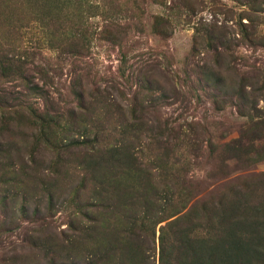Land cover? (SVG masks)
Returning <instances> with one entry per match:
<instances>
[{"label":"rangeland","instance_id":"rangeland-1","mask_svg":"<svg viewBox=\"0 0 264 264\" xmlns=\"http://www.w3.org/2000/svg\"><path fill=\"white\" fill-rule=\"evenodd\" d=\"M80 2L83 8L90 6L89 13L75 10L79 5L66 1L58 21H64L68 38V28L74 31L83 54L66 53L57 41L50 45L42 32L41 8L24 5L28 17L21 24L26 25L11 46L21 51L25 77L19 71L6 76L0 73V90L9 94L8 105H0V128L2 119L9 120V128L0 136V264H50V260L60 264L62 252L43 243L44 238L50 232L60 235L74 216L76 201L89 198L95 204L97 200L89 189H81L71 205L58 203L69 177L64 172L71 173L69 180L75 182L74 186L88 170L87 163L91 169L96 167L92 171L95 177L91 175L90 180H109L113 174L104 160L86 158L87 148L80 151L69 145L58 157L57 147L44 139L49 138L45 130L34 131V137L27 131L22 141V134L16 130L17 118L22 119L19 116L25 113L21 109L44 111L45 120L54 116L59 129L51 141L59 145L64 141L77 143L86 133L88 137L99 132L109 135V142L122 132L129 138L139 127L147 133V126L156 125L152 119L158 116L169 126L180 125L179 138L171 141L174 150L164 167L166 177L161 180H196L205 185L221 175L213 184L218 186L211 192L213 196L229 193L240 183L263 182L264 186V159L238 171L237 161L229 159L225 165L221 160L227 156L221 147L224 142L241 136L246 143V139L264 136V127L257 124L264 119V102L256 100L254 110L241 99L235 102L220 93L228 87L235 90L241 83L249 84L248 89L250 84L264 83V0ZM44 11L53 13L52 8ZM72 11L71 17L65 16ZM81 25H88L92 34L79 37L76 30L82 29ZM53 26L48 29L52 31ZM211 28L224 32L214 43L206 36ZM59 40L64 47L68 45L65 35ZM32 48L36 51L30 55ZM40 69L43 73H38ZM144 116L150 124L142 125ZM11 131L13 137L9 139ZM147 142L146 135L132 141L135 155L148 158ZM214 149L219 150L212 166L207 160ZM177 170L180 175L174 178ZM159 171L151 169L155 174ZM52 189L55 203L46 208ZM261 198L264 201V195ZM36 203L40 209L35 215ZM158 235L159 227L156 248Z\"/></svg>","mask_w":264,"mask_h":264},{"label":"trees","instance_id":"trees-1","mask_svg":"<svg viewBox=\"0 0 264 264\" xmlns=\"http://www.w3.org/2000/svg\"><path fill=\"white\" fill-rule=\"evenodd\" d=\"M66 1L79 5L75 10L89 13L90 6L86 5L88 7L83 8L81 0H0V73L2 72V75L19 71L25 77V69H23L25 62L19 55L21 51H16V48L11 46L26 25L21 24L28 17L24 14V5L32 4L41 8L44 16L42 32L44 37L50 40V45H56L55 41H57L64 52L74 55L83 54L79 41L73 37L74 31L71 33V28H68L71 34L68 38L65 32L67 28L63 26L64 21L62 19L58 21L59 17H62L59 15L64 7L62 4ZM46 8H52V15L46 14L44 11ZM73 14L72 11L65 16ZM39 16L42 19L41 15ZM45 20L49 23L44 22ZM53 23L51 31L48 28ZM242 25L246 26L243 23ZM76 31L79 37L89 36L93 32L88 25H83L82 29L78 27ZM223 34V31L217 32L211 28L207 30L206 36L214 43L219 41ZM246 34L248 37V32ZM61 35H65V40L68 42L66 47L63 46V41L59 40ZM69 47L70 51H68ZM34 51L36 49L32 48L30 55ZM39 72L43 73L42 69ZM243 78V81L247 80V77ZM259 79L257 78V81ZM32 85L42 93L41 88L36 84ZM247 85L249 84L241 83L235 90L230 88L231 91L228 87L220 93L235 102L241 99L246 106L249 104V107L257 110L254 105L256 100L260 99L264 102V83L256 86L250 84V89ZM250 96L253 102L249 100ZM8 100L9 94L4 95L0 90V105H5L4 103L8 105ZM32 109L33 107L28 111L21 109L20 111L25 113L19 116L22 119L17 118L16 130L17 133L22 134V141H25L27 131L34 137L32 134L34 131L45 130L49 138L44 137V139L47 141L50 139L52 146L57 147L58 157L63 148L64 153L67 151L69 145L79 147L80 151L87 148L86 158H92V161L99 158V162L104 160L111 166L109 171L113 173L109 175V180H90L89 177L94 176L92 171L96 167L93 165L94 168L91 169L90 163H87L88 170L82 173L80 180H77V186H74L75 182L69 180L71 173L68 170L67 173L63 167L64 176L66 174L69 177L63 185L64 196L58 197V203L71 205L76 199V192L81 189H89V192L97 196V200L95 204L94 199L89 198L76 201L74 216L61 230L60 235L56 236L50 232L44 238L43 243L62 252L58 261L60 264H264V201L261 200L263 199L261 196L264 195L263 182L255 185L240 183L233 186L229 193L222 192L223 194L213 196L211 192H215L218 187L213 184L222 178L221 175L219 179L205 185L196 180H161L166 177L167 171H164V167L172 157L174 149L171 141L179 138L180 125L169 126L157 116L152 119L156 125L147 126V133L139 130L141 129L139 127L129 138L126 132H122L114 142H109V135L100 132L93 136L89 135L90 137L86 133L85 136L81 134L82 139L77 143L64 141L59 145L51 141L56 129H59V122L54 116H48L49 118L45 120L44 111L37 112ZM6 113L15 114L14 111ZM72 113L77 114L75 111ZM8 121L1 120L4 123L0 128L1 137L6 133L4 130L9 128ZM141 122L142 125L150 124L147 116H144ZM257 124L264 127V119ZM154 128L157 130L153 131ZM145 135L148 137L146 145L150 153L148 158L135 155L132 151L134 148L132 141H140ZM12 137L11 131L7 138ZM263 139L264 136L259 135L246 139L245 143L241 136L234 137L222 144L221 147L224 148L227 156L222 157L221 160L225 165L229 159L240 163L236 168L237 171L247 169L264 159ZM218 150L214 149L209 153L207 162H211L212 166ZM72 163L73 161L71 166ZM152 167H155L156 171L160 170L159 173H152ZM73 175L75 177V173ZM179 175L177 170L173 176L175 178ZM119 177L124 178L113 180ZM141 177L145 180L140 179ZM153 177H160V180H152ZM103 192L105 194L102 195ZM46 203V208L54 205L53 189L48 191ZM39 209L40 204L36 203L35 215ZM162 220H165L164 224H160ZM157 227H159V248L155 246ZM50 264H55V260H50Z\"/></svg>","mask_w":264,"mask_h":264}]
</instances>
